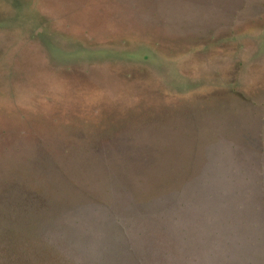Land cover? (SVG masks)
Returning <instances> with one entry per match:
<instances>
[{
    "label": "trees",
    "instance_id": "trees-1",
    "mask_svg": "<svg viewBox=\"0 0 264 264\" xmlns=\"http://www.w3.org/2000/svg\"><path fill=\"white\" fill-rule=\"evenodd\" d=\"M140 1L142 5L156 2ZM87 2L81 0L79 8ZM41 20L42 23L51 21L45 17ZM44 25L43 34L47 31ZM158 43L154 41L155 45ZM125 76L131 77V73L127 72ZM226 91L228 89L222 88L221 95L227 94ZM228 92L242 96L233 89ZM155 93L161 94V89L155 88ZM215 94L194 98V103L216 101L219 98ZM74 95L81 99L87 93L76 92ZM54 97L42 96V104L19 107L10 116L7 113L2 115L5 119L11 118L16 127L0 129V150L5 152L0 153V199H7V202L0 203V217L10 218L13 224L22 220L21 226L25 229L36 220L41 221L35 232L17 229L16 224L4 229L0 234L2 264H72L46 240L52 218L62 214L64 208L61 205L66 203V195L71 191L81 194L78 204L89 202L109 206L106 198L113 189L129 193L132 203L145 204L166 194L180 192L188 182H195L198 178L209 189L203 188L202 193L219 197L218 206L230 205L227 223L236 224L245 232V244L240 240L233 244L237 231L228 229L229 237L225 245L220 246L215 241L219 230L214 229L211 242L207 243V261L214 257L219 258L218 264H264V170L261 165L264 147L255 138L247 135L210 139L158 135L169 125L168 118L201 112L198 107L184 105L189 102L186 93L176 94L170 102L163 101L162 104L151 101L145 93L131 94L132 106L124 110L83 105L75 108L72 114L68 113L69 107L59 105ZM183 123H174L171 129H183ZM189 125L187 127L197 124ZM145 128L153 134L134 136ZM25 146H33L34 150L24 153ZM216 147L224 149L228 164L227 169L219 173L209 169L212 162L219 164L212 153ZM10 150H14L13 154ZM57 184L64 185L61 193L54 189ZM53 204L61 207L51 213L49 209ZM215 210L210 214L213 220ZM141 211L139 219L145 214L144 210ZM112 219L117 227L116 239L104 241L105 251L98 258L100 260H93L91 264L175 263L165 259L168 256L166 250L161 259H153L146 258L136 247L130 251L132 257L125 260L129 242L124 240L121 231L123 220L117 216ZM199 223L200 219L195 218V224L201 230ZM42 224L45 227L39 230ZM137 234L141 235V231L138 230ZM232 245L239 251L237 259L232 258L229 249L224 255L220 253V247ZM184 258L198 261L197 257L188 255Z\"/></svg>",
    "mask_w": 264,
    "mask_h": 264
},
{
    "label": "water",
    "instance_id": "water-1",
    "mask_svg": "<svg viewBox=\"0 0 264 264\" xmlns=\"http://www.w3.org/2000/svg\"><path fill=\"white\" fill-rule=\"evenodd\" d=\"M26 1H28V5L30 6L33 4V1L37 4L38 16L40 18L36 21L42 22L41 17L51 19V22L58 21L56 27L50 25L51 22H48L44 25V28L53 34L54 31H57V34H60L59 37L64 40L61 42L54 41L49 37L43 36L45 34L42 32H37L35 37L27 42L19 41V39L15 40L16 37H26L28 32H30L31 25L28 23L30 16L23 13L12 2L0 0V129L6 126L10 129L16 127L11 118L5 119L2 116L4 113L10 116L19 107L25 108L33 106L35 103L42 104V96L46 95H55L54 101L59 103V105L69 107L68 113L72 114L75 108L83 105L88 108L101 107L108 110L115 109V111L116 108H118L117 110H124L132 106L131 102L133 100L129 99L131 94L140 95L145 93L151 101L162 104L163 101L170 102L173 99L171 97L176 94L186 93L189 102L184 105L195 109L197 107L200 108V102L194 103V98H207L209 95L214 96V93H217L215 95L219 97L221 94L222 88L216 85L210 86L201 92L198 90L184 92L179 87L175 89L176 87L171 88L165 84L161 85L156 78L137 69L135 65L129 63L127 65H130L129 68H125V70L121 69V65L117 64L115 59L110 57L107 58L112 62L108 63L107 75L110 79L106 81L101 75L102 71L98 70V72L96 66L89 67L86 65L84 67L80 63L81 61L84 63L86 61L82 55L84 53V48H81L83 41L81 40L80 42V38L77 36L80 29H86L89 35L94 36L99 41L102 39L123 40L129 45H135L134 43L151 44L157 40L159 42L157 47L163 51L186 49L187 47L182 42L186 36L184 38L181 37L178 42V48L173 49L172 47H161L159 39H153L148 36L142 38L144 35H136L130 38L111 32H93L88 27L84 28L74 23L66 27L65 24L68 22L63 14L65 10L63 8L68 3L64 4L62 0ZM71 1L69 0V2ZM90 1L88 0V2ZM183 1L186 0H182L180 3ZM80 2L81 0H74L72 3L79 4ZM95 3H99L98 6L104 8V11L109 10L105 14H111V17L118 19L129 17L135 21L140 19V17L134 16L135 12L130 11L128 8H132L131 4L139 5V7L144 6L139 0H98ZM62 5L64 6L61 8ZM175 5L173 1H170V11H176ZM79 6L75 10H80ZM52 7L58 11V15L54 17H52ZM179 10L183 13L188 12L182 6H180ZM189 13L192 16L191 19L197 18V15L194 13ZM146 22L147 24L143 25H141L140 20L135 23L140 24V27L143 29H153L166 38H179L178 36L165 34L156 26L150 24L152 21L149 18ZM130 52L135 53L134 51H129L128 53L130 54ZM106 53L109 52L106 51ZM93 62L99 64V61L93 60ZM85 69H88L86 73L84 72ZM127 72L131 73V77L125 76ZM134 72H137L139 76L138 88L130 86L123 89L119 79L122 77L124 82L129 84V79L133 77ZM8 73L9 75H7ZM104 80L108 83L104 84ZM18 81L24 82V89L15 85ZM155 88H160L161 94H156ZM9 90L12 91L9 92ZM76 92L87 93V95L84 98L78 99L74 95ZM10 93H13V95ZM202 102L205 101L203 100ZM144 131H146V134L139 135L138 133L134 136L143 137L152 135V131H148V128L143 129L142 132ZM32 150H34L33 146H25L23 148L24 153ZM11 152L13 154L14 150H10ZM0 153L5 152L4 150L3 152L0 150ZM212 153L219 164L212 162L209 164V169L218 173L227 169L228 164H226L227 158L224 149L221 150L220 147H216ZM217 181L219 180L217 179ZM63 188V184H57L54 187L59 193H61L60 190ZM203 188L208 189L205 187L204 181L198 178L195 182H188L180 192L166 194L145 204L132 203V197L129 193H126L124 190L119 192L113 189L114 191L112 190L106 198L110 203L109 206L95 205L89 202L78 204L81 194L71 191L66 195V203L61 205L64 208L62 214L59 216L55 215L52 218L50 232L46 239L47 243L61 251L71 260L72 264H91L93 260L99 261L100 259L98 258L105 251L104 241L116 239L115 232L117 231V227L112 217L117 216L123 220L122 224L124 227L121 231L124 240H128L129 242L128 250L124 256L125 260H129L132 257L130 251L136 247L141 249L142 254L146 258L153 259H161L162 252L166 250L168 256L165 259L170 261V263L175 262L173 264H218L219 258L215 259L213 257L211 261H207L206 257L208 251L207 243L211 242L213 230L217 231L218 229L220 232L215 237V241L220 246L225 245V241L229 237L228 229H235L237 231L233 244L236 240H240V242L245 244V232L241 231L236 224L227 223L231 210L230 205L218 206L220 205L219 197L214 194L212 197H209L205 192L202 193ZM4 202H7V199H0V203ZM55 204L50 205L49 210L51 213L61 207L58 204L55 206ZM197 204H201V206L198 207ZM215 207L217 208L216 210L213 209ZM141 210H144L145 214L139 219L140 215L142 216ZM213 210H215L214 220L210 216ZM4 218L5 221L0 223V234L4 232L5 228L8 229L15 224L17 229H25L21 226L22 220L16 221L13 224L10 218ZM195 218L200 219L199 226H201V230L197 228ZM40 224L41 221L36 220L35 224L28 225L24 231L34 230L35 232ZM43 227L45 226L42 224L39 230ZM138 230L141 231V235L137 234ZM227 249L232 253V258L237 259L239 251L233 245L229 248L220 247V253L224 255ZM0 250L2 249L0 248ZM185 255L197 257L198 261L192 262L184 258ZM2 262L3 258L0 257V264Z\"/></svg>",
    "mask_w": 264,
    "mask_h": 264
},
{
    "label": "rangeland",
    "instance_id": "rangeland-1",
    "mask_svg": "<svg viewBox=\"0 0 264 264\" xmlns=\"http://www.w3.org/2000/svg\"><path fill=\"white\" fill-rule=\"evenodd\" d=\"M62 1L64 4L68 3L63 8L68 24L74 23L84 28L88 27L93 32H111L130 38L144 35L142 38L148 36L159 39L161 47L173 49H177L179 39L186 36L182 40L186 49L163 51L154 44V41L150 42L151 44L134 43L135 45H129L123 40L102 39L99 41L89 35L86 29H80L77 36L80 42L83 41L82 55L86 59L85 63L82 61L80 63L84 67L96 66V70L102 71L101 75L106 81L110 79L107 75L108 63H112L110 59H107L110 57L115 59L123 70L129 68L130 65H127L130 63L156 78L161 85L176 87L175 89L179 87L184 92L191 90L201 92L216 85L228 91L233 89L242 93L241 97H237L226 91L227 94H220L216 101L200 102L201 112L192 113L191 116L176 115L168 118L169 125L158 135L161 133V136L176 135L208 139L247 135L255 138L264 147V0H186L187 2L182 3H180L182 0H156L152 5L140 7L134 5L128 8L136 13L134 16L140 17L136 21L129 17L118 19L111 17V14H105L109 10L104 11V8L98 6L99 3H95L98 0L84 3L80 10H75L79 4L72 3L74 0ZM170 1L176 4V11H170ZM8 2L17 5L23 13L30 16L28 22L31 25L30 32L26 37H16L15 40L27 42L37 32L43 33L41 26L48 22L36 21L40 17L35 1L31 6L26 0H8ZM179 5L188 12L183 13L179 10ZM52 11V17L58 15L54 7ZM189 12L197 15V18L191 19ZM148 18L152 21L150 24L165 34L179 38H166L153 29H143L140 24L135 23L140 20L141 25L147 24ZM51 23L50 25L54 27L58 25V21ZM195 34L199 36L196 37ZM43 36L57 42L64 40L59 37L60 34H57V31H54V34L45 31ZM129 51L135 53L129 54ZM93 60L99 61V64ZM105 80L104 84H107ZM138 80L139 76L137 72H134L133 77L129 79V84L125 83L122 77L119 82L121 81L123 89L130 86L138 88ZM15 85L24 89L23 81H18ZM10 94L13 95V93ZM185 117L189 119H184ZM181 122H184L183 129H171V125ZM185 123L187 126L197 125L187 127ZM219 123H222V126ZM222 127L225 128L222 129ZM231 129L233 131H230ZM143 134H146V131L139 133V135ZM119 135L122 134L119 133ZM261 165L264 170V153ZM3 221L5 218L0 217V223Z\"/></svg>",
    "mask_w": 264,
    "mask_h": 264
}]
</instances>
